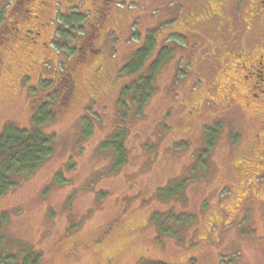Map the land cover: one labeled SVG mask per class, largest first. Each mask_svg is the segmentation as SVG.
I'll use <instances>...</instances> for the list:
<instances>
[{
  "label": "rangeland",
  "instance_id": "374dc122",
  "mask_svg": "<svg viewBox=\"0 0 264 264\" xmlns=\"http://www.w3.org/2000/svg\"><path fill=\"white\" fill-rule=\"evenodd\" d=\"M39 1L32 0V8L35 10L33 14L40 13L42 10L43 20L53 24L55 4L57 1L63 2L64 0H46L48 3L46 8L39 6ZM133 1L140 2L144 6H141L140 3L129 4L128 2L120 5L131 16L127 15L128 27L119 28L120 40L113 38L112 49L107 51L108 72L111 74L114 69H121L125 62L130 64L136 60L137 63H141L137 51L147 46L150 38L149 33L146 32L148 30L153 32L155 36L161 37L159 43H164L170 49L175 46L174 43L164 39L172 30V27L164 21H169L174 13L169 10L161 13L158 10L169 3L172 5L175 0ZM202 1L206 0L196 3H203ZM9 2L10 0H0L1 13L4 7L9 5ZM82 3L85 9L91 6L90 0H82ZM59 18L62 22L70 21L69 18ZM160 22L168 25L163 27ZM52 30L49 27L42 32L40 38L32 39V47L28 46L29 39L17 40L16 38L14 40L13 37L10 39V45L20 51L21 57L26 56L31 60L38 59L39 61L44 53L52 54L50 47L44 48L42 45L40 47L41 42L49 41ZM205 31L210 35L207 36L208 41L204 40L203 45L206 43L212 45L211 49L220 58L219 61H213L212 66L221 69L218 66L223 65L226 58L222 53L220 41L211 36L214 34L213 31L212 33L210 29ZM191 41L198 43L195 40ZM173 52L172 58L171 56H164L162 59L165 60L163 61L165 63L158 70L157 90L145 107L142 114L144 117H132L129 119V125L125 126V128H130L125 139V145L129 149V159L121 171L117 170L106 178L102 176V173L100 177L96 176V171L109 168L111 157L98 160L93 148L100 142V138L105 137L106 133L117 124L120 113L124 116L132 115L131 110L134 111V109L131 108L133 105L130 104V98L124 96L116 104L114 92L96 105L79 102L64 116H57L49 122V130L56 132V145L53 154L33 174L20 173L17 176L18 184L0 197V212L4 215V222L7 226L6 238L9 241L8 245L16 246L14 252L19 250L20 253H24V247L38 249L42 253L41 264H105L106 255L119 248L124 250V255L120 260L114 261L115 264H133L137 259L148 256L166 260L170 264H264V217L261 207L264 206V189L259 195L261 198L257 199L253 197V189H246V192L240 191L242 186L239 180L247 185L252 180L253 175H243L244 169L241 167L240 175L243 176L239 180H235L230 175L231 170H229L232 154L251 139L254 129L258 128L259 121L256 120V116H249L252 114L251 112H241L236 108L241 105L242 89L236 78L228 79V74L232 75V71L206 73V77H208L206 78L204 67L194 66L193 63H189L183 58L184 70L175 73L174 61L179 58L180 54H187V49L177 47ZM193 53L196 55L197 50H194ZM53 54L55 55V53ZM56 56L52 58L54 59ZM95 56L101 58L99 54ZM21 57L20 65L10 63L11 70L9 71L11 73L5 72L0 75V94L2 95H0V129L4 125L1 124L6 119H13L22 127L29 125L27 119L30 116H28L25 104L30 97L36 102L34 108L40 111L39 116L45 114L47 110V103L45 107L44 104H37V97L47 91L42 83L41 86H37L41 71L39 70V73L31 71V60L26 61ZM159 65L160 63L156 69ZM135 66L137 67L136 64ZM3 67L5 69L7 64ZM192 71L198 75L197 79L200 81L194 82ZM42 72H44V68ZM135 72H138L134 76L135 79L145 74L141 69H137ZM31 73H34L32 87L29 81L18 82L21 75ZM121 74L124 77L122 80H120V76L117 79L114 78L117 89L122 84L121 89H124L125 83L134 79L132 72L127 69H122ZM184 82L186 84H183ZM188 82H191L190 85L195 84L196 86L194 101L207 98L210 92L213 97L219 100V102L216 101L218 103L217 109H220V105L224 104L221 100L224 93H222V89H214L213 85H219L218 82H221L220 86L223 87L225 84L236 83L230 91L235 103L231 111H228L229 107L226 108L225 105V110L228 111L224 114L226 117L210 116L201 122L202 124L208 122L207 126L214 123L212 126H215L217 123L223 124L221 121L226 118L220 136L216 138L215 146L208 153L211 155L208 159L205 158L204 166H209L206 171L207 174L211 173V178L207 182L199 184L195 182H198L197 177L200 176V171L203 169L194 170L193 167L197 166V161L200 160L196 153L203 145V134L202 130L199 129L201 124L198 123L196 126L192 122L193 118L187 120L182 117L186 113L185 110L192 105V100L188 94L190 85L186 86ZM18 85H21L23 90L21 97L16 94L18 90L15 86L18 87ZM13 88L15 91L12 90ZM167 92L169 93L166 94ZM57 93H59L58 90L53 91L49 94L50 96H47V99L52 101V97ZM4 105L8 109L3 107ZM170 106H173L171 109L174 112L165 118L163 113ZM212 111L218 112L217 110ZM214 119L216 120L213 122ZM162 125H167L168 129L171 127L169 131H166L167 141L158 137V133L163 129ZM229 125L236 131H242L246 128L245 134H242V141L236 142L232 147H229V141L224 139ZM91 126L96 128V134L91 133L88 136L87 132ZM178 139V143L172 144ZM154 140L158 144L155 157L163 163L152 166L150 170L144 173L145 177H138L136 174L139 182L137 183L136 179V185H130V176L137 172L146 156L149 159L154 158V151H148L147 148H144L149 143L155 145ZM82 144L86 147H81ZM166 144L173 146L168 151V156L163 151ZM230 148L231 151L229 152ZM69 161L73 164L71 169L68 166ZM118 172L121 173L118 174ZM179 173L185 174L183 177L188 186L186 191L188 200L185 207L180 205L182 203L179 204L180 201H177L175 196L167 192H163L161 196L164 199L156 203L157 200L152 195L156 187L177 177ZM256 183L264 184L263 181ZM220 189L221 191H219ZM226 190L228 191L226 192ZM219 194L224 197L220 198ZM120 198L126 200L130 205H134L137 214L133 215L136 221L141 219L142 222L147 223L150 212H152L149 207L156 206L155 209H157L158 214L156 217L159 221H155V228L165 221V216L168 213L165 214L164 211H169L175 216L185 215V217L180 220L177 218L178 222L174 224L173 230L169 229L164 233H157L152 230V232L148 231L145 236L132 238H127L123 233H120L135 226L134 221L128 223L129 220H127L122 229L117 232L119 235L112 240L106 249L88 246L74 250L67 257V247L71 240L83 238L84 241H88L91 233L95 234L97 229L115 218L117 208L122 205V201H119ZM205 201L208 203V207L203 208L201 204ZM220 205L222 206L221 209L219 208ZM89 212H91V216L88 217ZM244 214H247L245 219L247 224L242 220L238 221ZM219 219L220 222L217 221ZM184 220L185 226H181L180 222L183 224ZM216 222L219 223L218 227L214 226ZM139 223L141 224V222ZM248 224L252 228H246L244 231L242 228ZM207 240L209 243L204 244Z\"/></svg>",
  "mask_w": 264,
  "mask_h": 264
},
{
  "label": "trees",
  "instance_id": "16d2710c",
  "mask_svg": "<svg viewBox=\"0 0 264 264\" xmlns=\"http://www.w3.org/2000/svg\"><path fill=\"white\" fill-rule=\"evenodd\" d=\"M95 1L96 0H90L91 6L88 7V9L83 8L82 0H75V1L64 0L63 2L57 1L55 4L56 9H55L54 23L51 24V28L53 30L52 33L50 34V39L46 44L47 47L44 48L50 47L52 50L51 53L52 54L55 53V55L57 56L56 58L53 59L52 57L55 55L54 54L52 55L50 53L48 54L47 52L46 54L44 53V56L39 61L38 59L32 60V63L34 62L32 64L34 65L32 67V71H37L38 73L39 70L41 71V74H39L38 76V78L40 79L39 81H37V86L38 87L41 86L42 83L44 89H47L46 92L41 93L37 97V104L39 105L44 104L45 107L47 103L48 105L47 110L45 114H40L41 116H39L40 111L34 109L36 102L32 100V110H31L32 116H30L29 108L26 106L27 103L25 104L28 116H30L27 119V122H29L28 126L22 127L18 125L19 123L13 119H8V120L6 119L1 124L4 125L0 129V197H2L5 193L10 191L18 184L17 176L20 173H24L25 175L33 174L38 170V168L42 164L48 161L49 157L53 154L54 146L56 145V132L54 130H49L50 128L48 127V125L49 122L53 121L55 118H57V116L58 117L60 116L57 107L59 106V103L62 104L63 103L62 101H65L64 97L67 95L69 96V93H71V96L74 97L72 98L74 99L75 102L73 108L77 106V103L79 102L96 105L99 102L104 101L105 100L104 98H106L107 95H111L114 92H115L114 94H116V99H115L116 104L120 102L124 96L130 98V104L133 105L131 106V108L134 109V111L131 110L132 115L128 116L127 114L124 116L123 114L120 113L118 116V119L119 118L120 119L117 122V124L113 126L106 133L105 137L100 138L101 139L100 142L93 148L94 149L93 152L98 160H103L108 156L111 157L109 168L96 171V176L100 177L102 173V176H105L106 178V176L111 175L117 170L121 171V169L125 167L129 159V149L125 145V139L129 134L130 128L129 129L125 128V126L127 124L129 125V119H131L132 117L135 118L144 117L142 116V114L144 113L145 107L148 105V102L150 101L155 91L157 90L158 70L160 66H162L165 63L163 62L165 60H162L163 57L171 56L172 58L174 55L173 51L177 47L187 49V54H182V55L180 54L179 58H177L174 61L176 66L174 72L180 73L181 72L180 70L182 71L184 70L183 58H185L187 62L193 63L194 66L197 65L198 67L199 66L204 67V72L206 77L207 66L205 64V61H203L202 58L203 56L200 57L201 52L203 51L202 45H200L199 43H192V41H188L182 39L179 36H175L173 35L174 32H172L177 25H179V29H180L181 23L183 21L185 22L189 20V18L187 17L188 14L191 15L190 19L193 18L194 20L199 18L200 16L205 15L207 9L211 7L205 1H202L203 3H196L201 0H177V1L175 0L174 3H172V5L169 3L167 6H163L160 9H158L161 11V13L162 11L167 12L168 10L170 12L173 11L174 13L173 17H170L169 21L168 20L164 21L167 22L169 26L172 27V30L167 34V36L164 37V39L167 42L174 43L175 46H173L172 49H170L167 46H165L164 43L162 42L159 43L161 37L155 36L153 32H150L148 30L146 32L149 33L150 38L147 46L137 51V56L139 60H141V63H137L136 60H133L130 64L129 62L127 63L125 62L121 67V69H117V68L114 69L112 74L108 72L109 63L107 59V51L109 49H112L111 47H112L113 38L120 40L119 28L125 29L128 27L126 23V19H127V15L131 16V14L130 13L127 14L126 9L120 6L121 4H115L114 7L111 6L110 11L112 12L113 15H115V18H117L116 25L113 26L114 31L111 30L108 33L105 32L102 36H100L101 40L99 41V35L97 38L96 33L91 32L89 36L86 35L87 33L83 30L84 26H86L85 28H91V30L93 27L94 28L97 27L98 30L100 29L97 21L93 19V17H91L90 14V11H92L94 8L93 3ZM128 3L133 4L140 2H135L131 0ZM140 4L141 6H144L142 3ZM210 4H216V3H210ZM66 9L68 11H66ZM17 15L19 16V14ZM33 16L34 14L32 12V24L35 25L36 19L33 20ZM59 17H62L64 19L69 18L70 21L66 20L65 22H62ZM2 19L1 22L3 21ZM180 20H182V22ZM164 22L163 23L160 22V25L163 27L168 25V24H164ZM3 24L4 25H0V75L5 73L3 71L4 70L3 66H5V63L7 62L4 57L6 56L8 51H11L10 50L11 35L5 32L8 31L6 29V24H8V22H5ZM63 27L66 29L64 30ZM60 28H62V30H60ZM197 28L201 29V27L199 26ZM208 29H204V30H208ZM44 31L46 30L44 29ZM66 34L67 36H65ZM97 42L98 44L93 45V43H97ZM103 45L104 48L102 47ZM170 50H172V52H170ZM194 50H197L196 55H194L193 53ZM198 51H200L199 56H198L199 54ZM96 53L99 54L101 58L94 56L97 55ZM134 55L135 54L133 53V56ZM159 63L160 65L156 69ZM135 64L137 65V67L135 66ZM43 68H44V72H42ZM122 69H127L130 72H132L133 74L132 78L134 79H132L129 83H125L126 85L124 86V89H121L122 88L121 86L123 84L120 85L117 89V87L115 86L116 85L115 79L119 78V76L121 77L120 80L124 78L122 77L121 74ZM137 69H141L145 74L135 79L134 76L138 73L135 72ZM114 71H116V73H114ZM197 76L198 75L193 72L192 79H194V82L197 80ZM32 77H34V73H32ZM97 78H101V80ZM109 78L110 80L107 81V79ZM18 80L19 83L29 81L32 87V79L29 80V78L25 76L21 78L20 76ZM191 82H188L186 86H189ZM183 84L186 83L184 82ZM77 88L79 90L78 93L76 94ZM58 89L61 92L57 93V95L52 97L53 99L52 100L53 103H52V101L47 99L48 98L47 96L53 91ZM12 90L15 91L14 88ZM194 91H196V86L195 84H191L190 89L188 90V94L190 95L189 98L192 100V103L194 102L195 94H196ZM169 92H167L166 94H168ZM117 94H119L118 97ZM95 97H97V102H94ZM204 99L206 98L199 99L197 100V102L202 105L209 104L208 101L206 103L207 99L206 100ZM38 100H40L39 102L42 103H39ZM3 107L8 109V107H6L5 105ZM171 108L172 106L166 108V110L167 109L168 110L165 113H163L165 118L168 117L169 114H173L174 111ZM190 109L191 107L189 109L187 108L185 111L188 112ZM209 113L206 115L207 117L205 118L210 117L208 116ZM217 114L218 113H216V115ZM117 115H118V110H117ZM216 115L213 117H217V118L221 117ZM202 118H198L197 120L193 119L192 121L196 126L198 125V123L201 124L199 129L202 130V134H203V145H202L203 148L201 146L199 150H197L198 153L195 152L196 155L198 154V158L200 160L197 161V166L193 167L194 170L203 169L202 171H200L199 174L200 176L197 177L198 182H195L198 184L202 182L205 183L211 178V173L207 174L206 171L207 167L209 166L206 167L204 166V163H206L205 158L208 159V157L211 155L208 153L215 146L216 138L220 136V131L224 127L223 124L226 121V118L222 117L223 119L221 123L223 124L215 122L217 123L215 126H212L214 123L207 126V124H209L208 122H205L203 124L201 123L202 121L204 122L203 119H205ZM216 119H214L213 122ZM162 123L164 124V122ZM162 126L163 129L158 133V137L162 139L164 138V140L167 141L166 131H169L171 127L170 129H168L167 125H162ZM228 127L229 129L226 132L227 135L224 137V139H226L227 142L229 141L230 144L229 147L230 146L232 147L233 144L239 142L241 139L239 140L238 136L235 135L236 132L239 133V130L238 131L234 130V128L231 127V125H229ZM259 132H261L259 128L254 129L251 139H249L245 145L240 147L236 152L232 154L230 158V167L229 166L228 167L229 170H231L230 175L233 176L235 180H239V178H241L242 176L240 175L242 162L248 159L251 153L255 151V148L258 146L259 143H262L264 139V135L259 137L258 139L259 142L258 140H256ZM91 133H93V135L96 134V128L93 126L89 128L87 132L88 136ZM153 142L155 143V145L153 143H149L146 144L144 148H147L148 151L151 150L154 151L153 153L154 158L149 159L146 156L145 160L142 161L141 166L137 170V172H134L135 174H132L130 176V182H129L130 185L131 184L136 185V179H137L136 174H138V177L139 176L145 177L144 173L150 170L152 166L158 165V163L159 164L163 163V161H160L157 159V157H155L157 155L156 147L158 148V144L155 140ZM178 142L179 139L172 142V144L174 143L175 145ZM81 147L84 148L86 146L82 144ZM172 148L173 146L171 144L170 145L166 144V147L163 151H165L164 153H166V155L168 156V151ZM228 151L230 152L231 148ZM202 156L203 159H201ZM68 166L70 169L72 168L73 164H71V161H69ZM260 172L261 175L258 177L257 182L259 181L264 182L263 180L264 169L263 171ZM120 173L121 172H118V174ZM184 175H185L184 173L183 174L179 173L177 177L172 178V180L167 181L163 185L157 186L154 192L152 193V195L155 196V199L157 200L156 203L162 201V199L164 198L161 196V194L163 192H167L168 194L170 193L172 194V196H175V199H177V201H180L179 204L182 203L180 205H183V207H185V204L188 200L186 196L187 193L186 191L188 190L187 188L188 186L186 184L187 183L186 179L183 177ZM239 181H240V185L242 186L240 191L246 192V189L247 190L251 189V188L249 189V186H252V184H249L248 186V184L244 185L245 183L241 182V180ZM138 182L139 179H137V183ZM252 182H253V178L250 183ZM256 185L258 187L257 190L259 191V193L256 196H259L262 193V190L264 189V184L258 183ZM228 190H226V192ZM219 191H221V189ZM137 192L139 193L140 191ZM215 192H217V190H215ZM219 195L221 196L220 198L224 197L221 194ZM119 201L120 202L122 201V205L119 208H117V214L115 218L109 220L107 223L102 225L100 229L96 230L95 228L94 229V231L96 230L95 234L90 232L91 234L89 236L91 237L89 238L88 241H84L83 238L81 239L78 238L70 241L67 247L68 248L66 254L67 257H69L74 250H79L81 248H86L88 246L89 247L96 246L101 249H106L109 246V244L112 243V240L119 235V233L117 234V232H119L122 229V227L124 226L127 220H129L128 223L134 221L135 226L128 228L126 231H122L120 233H123V235L127 236V238H132V237L145 236L148 231L152 232V230L156 231L157 233H164L169 229L173 230L174 224L178 222V220H180L182 217H185V215L175 216L170 214L169 211H164L165 214L168 213L165 216V221L163 222V224H158L155 228L154 226L155 221H159V219L156 217L158 215L156 212L157 209H155L156 206L149 207L150 211L152 212H150V215L148 217V222L146 223V222H142L141 219H137V221L134 219L133 214H137V212H135L134 205H130L126 200H123L121 198L119 199ZM219 202H221L220 199ZM201 205L203 208L208 207V203H206V201L202 202ZM248 205L251 206L250 203H248ZM261 207L263 211L262 216L264 217V206ZM219 208L221 209L222 206L220 205ZM0 213H1L0 214V264H41L42 253L40 250L38 249L34 250L33 247L32 249L28 247H24L25 252L20 253L19 250L14 252V249L16 247L15 245H12V247L11 244L8 245L9 241H7L6 238L7 226L5 225L4 222L5 220L4 215L2 214V212ZM89 216H91V212H89L88 217ZM243 216H242L243 219L241 217L240 219H238V221L242 220L244 223H246L245 219L247 214H244ZM217 221L220 222L221 220L219 219ZM139 222H141V224ZM180 224L181 226L182 225L185 226V220L183 224L181 222ZM214 226L218 227L219 223L216 222ZM246 228L251 229L252 227L251 225L248 224L245 228L243 227L242 229H244L245 231ZM68 230L70 231L69 228ZM253 230H255V228H253ZM207 243H209V240H207L204 244ZM123 255H124V250L122 248H119L115 250V252L106 255L104 260L105 264H115L114 261L120 260L123 257ZM133 264H170V263L166 262V260L148 256L145 258L143 257L137 259Z\"/></svg>",
  "mask_w": 264,
  "mask_h": 264
},
{
  "label": "flooded vegetation",
  "instance_id": "af4514ba",
  "mask_svg": "<svg viewBox=\"0 0 264 264\" xmlns=\"http://www.w3.org/2000/svg\"><path fill=\"white\" fill-rule=\"evenodd\" d=\"M130 1L131 0H96L93 3L94 8L90 11V14L91 17L97 21L100 29L98 30L97 27L94 28L92 26L93 28L91 30V28H85L86 26H84L83 30L87 33L86 35L90 36V33L94 32L96 33L97 38L99 35L100 41V36L105 32L108 33L111 30L114 31L113 26L116 25L117 18H115V15L110 11V7H114L115 4H124L125 2L127 3ZM205 2L211 6L207 9L205 15L194 20L193 18L190 19L191 15L188 14L187 17L189 20L185 22L180 20L182 22L180 29L179 25H177L172 31L174 32L173 35L179 36L188 41L195 40L202 45L203 51L201 52V55L200 51H198V56H203L202 58L207 66L206 72L208 74L219 71L226 73L228 70L233 72L232 75L228 74V79L236 78L238 83L241 84L242 89L241 105L235 107L241 112H251L252 114H249V116H256V120L259 121L258 128L261 131L257 135L256 140H258L259 137L264 135V0H206ZM38 3L42 8L48 6L46 0H40ZM34 11V8L32 10V0H10L9 5L4 7L3 12L1 13L0 11V25H4L3 23L8 22V24H6V29L8 31L5 32L11 35L14 40L16 38L17 40L29 39L30 42L28 46L32 47V39L40 38L44 29L46 30V28L51 27L52 24L49 21L43 20L42 10L40 13H36L33 16V20L36 19V24H32V12L34 13ZM66 11L68 10L66 9ZM17 14H19V16ZM1 19L3 20L2 22ZM198 26L201 27V29L197 28ZM208 28L211 33L212 31L214 33L211 36L215 37L217 41H220L222 53L224 58H226L224 59L225 63L218 66L221 69L215 67V70L212 66L213 61H219L220 59L219 56H216L215 52H213V49H211L212 45L209 43L203 45L204 40L208 41L207 36L210 35L204 30ZM46 44V41L41 42L40 47L41 45L42 47H47ZM96 44H98V42L93 43V45ZM33 46L36 47V45ZM10 50L11 51H8L4 57L6 61H9L5 63L7 64V67L3 70L4 72H10V63L20 65V51L13 47H10ZM33 52L34 51L32 50V53ZM21 58L26 59V61L31 60L26 56ZM33 63L31 60V71L34 66L32 65ZM23 76L29 78V80L32 79V73L21 75V78ZM97 79L101 80V78ZM197 81L200 80L197 79L196 82ZM218 84L219 85L213 86L214 89H222V93H224L221 96V100L224 103L223 105H220V109L222 110L217 109L218 103L216 101L219 102V100L216 97H213V94L209 92L208 97L206 98L207 100L204 99L206 100V103L208 101L209 104L202 105L197 101H194L190 106L191 109L182 117L188 120L192 118L197 120L198 118L207 117L206 115L209 112L208 116H215L216 113H220V115L217 114L216 116H225L224 114L226 112L231 111L235 99L232 97L230 91L233 89L232 86L236 83L234 82L232 85L225 84L223 87L220 86L221 82H218ZM15 87L18 90L16 91V94H19L21 97L23 92L21 85ZM78 90L79 89L77 88L76 94L78 93ZM58 91L59 93L61 92L59 89ZM69 96H71V93H69ZM69 96H65V101H62V104L59 103V106L57 107L60 116H64L65 113L75 105L74 99H72L74 97ZM94 102H97V97H95ZM225 105L226 108L229 107L228 111L225 110ZM26 106L29 108L30 116H32L31 97L28 99ZM212 110L220 111L215 113ZM242 131L239 130V133L236 134L239 140L241 139L239 142L242 141V134H245L246 128ZM241 167L244 169L243 175H254L252 177L254 179L253 183H248V186L249 184H252V186H249V189H253L252 193L255 194H253L255 199L261 198V196H256L257 193H259L256 182L261 175L260 171H263L264 169V139L262 143L258 144L255 151L251 153L248 159L242 162Z\"/></svg>",
  "mask_w": 264,
  "mask_h": 264
}]
</instances>
